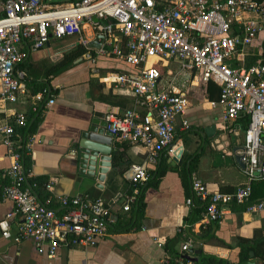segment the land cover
<instances>
[{"label": "built area", "instance_id": "obj_1", "mask_svg": "<svg viewBox=\"0 0 264 264\" xmlns=\"http://www.w3.org/2000/svg\"><path fill=\"white\" fill-rule=\"evenodd\" d=\"M251 15L255 18H248ZM86 27L94 40L104 37L99 49L88 48ZM263 32L264 0H0L1 96L12 104L26 98V74L19 65L51 39L78 37V44L87 50L86 60L95 58L92 53L112 55L129 69L104 78L134 97L133 106L122 115L105 116V130L128 145H140L153 161L172 145L177 121L180 131L189 129L185 116L190 103L176 85L179 76L186 72L202 84H216L219 97L208 105L223 108L224 123L248 117L242 141L248 182L232 192H210L192 176L191 196L185 203L191 207L197 199L204 213L194 226L179 229L188 234L181 247L187 252L194 243L188 231L196 226L220 224L234 207H243L246 213L264 211V201L255 202L251 188L252 181L264 180V63L244 66L247 55L261 50ZM44 94L32 100L43 102ZM53 103L50 98L44 105ZM38 107L34 104V112ZM15 123L26 127L24 113L15 115ZM3 133L11 163L1 194L22 219L14 242L30 241L39 255L49 258L60 247L95 246L113 223L106 201L51 194L40 202L25 184L20 148L29 146L15 148L12 127L6 126ZM127 175L134 190L124 196V212L136 204L139 189L151 177L146 163L130 165ZM51 185L45 184V189L50 191ZM52 202L55 208L48 206ZM1 226L2 237L9 238L7 220ZM156 244L161 246L158 240Z\"/></svg>", "mask_w": 264, "mask_h": 264}, {"label": "crops", "instance_id": "obj_2", "mask_svg": "<svg viewBox=\"0 0 264 264\" xmlns=\"http://www.w3.org/2000/svg\"><path fill=\"white\" fill-rule=\"evenodd\" d=\"M84 36L89 43L94 41L87 27ZM64 39H67L65 44H59ZM263 40L264 32L260 35L261 46ZM77 45L78 37L51 39L44 49L31 53L19 65L26 74L28 94L18 103L4 101L0 88V264H209L205 257L229 264L250 260L264 264L253 250L249 251L253 252V259L249 256L246 261H240L243 241L252 240L256 231H261L264 238V211L246 213L242 207L232 208L220 224L209 223L188 231L193 247L187 252L181 250L188 234L179 229L184 225L194 226L202 219L191 223L195 217L193 207L201 206V202L194 199L191 207L185 203L191 196L192 176L198 177L210 192H232L248 182L232 151L242 147L243 141L244 132L237 119L225 124L223 108L208 105L209 101H216L217 96L209 99L205 85L189 73H182L176 83L178 89L187 93L190 103L185 116L189 129L180 131L177 121L175 139L169 148L150 161L143 147L125 143L126 156L115 166L116 144L123 142L112 137V166L104 181L78 173L72 151L79 133L95 113L122 115L133 106L134 97L126 88L105 83L104 78L129 71L112 55L92 53L93 60L79 58L46 80V72ZM38 94H44L43 102L32 100ZM50 98L54 103L47 107L44 104ZM34 104L39 106L37 112L33 110ZM17 113H24L26 127L15 123ZM6 126L14 130L12 140L16 149H19L17 144L29 146L22 148L24 150L20 148L25 184L40 202L45 203L48 195L55 194L100 198L109 205L113 223L95 246L60 247L55 256L49 258L39 255L30 241L14 242L22 219L14 213L13 203L3 199L1 194L4 174L11 163L3 144ZM174 158H177L175 163ZM143 163L151 177L139 189L143 213L138 216L134 212L135 205L127 212L122 206L124 196L134 190L127 170L132 164ZM49 182H52L51 190L47 191L45 184ZM48 206L55 208L56 204L52 202ZM4 220L9 224V238L2 237ZM157 240L161 246L156 244Z\"/></svg>", "mask_w": 264, "mask_h": 264}, {"label": "trees", "instance_id": "obj_3", "mask_svg": "<svg viewBox=\"0 0 264 264\" xmlns=\"http://www.w3.org/2000/svg\"><path fill=\"white\" fill-rule=\"evenodd\" d=\"M261 1V0H258ZM87 52V50L81 45L78 44L74 48L68 50L63 54L61 61L55 66L51 67L50 70L46 72V80L50 79L55 73L61 71L63 68H66L74 63V61L82 58L83 55ZM92 52V51H91ZM258 63H264V40L262 43L261 50L259 52H251L244 60V66L249 67L251 65H255ZM205 85L206 94L209 99H213L215 96H219V88L212 82H208ZM237 124L240 126L241 130L244 132L248 125V117L244 115H240L237 120ZM124 143V142H123ZM116 144V152L114 153V165L117 166L122 159L126 156L127 146L124 143ZM35 182V181H34ZM252 199L255 202L264 200V180L263 181H252ZM243 208V207H242ZM244 209V208H243ZM134 212L136 215L141 216L143 213V204H141V200H137L134 206ZM204 213V207L201 205L199 207H193V214L195 215L194 219L191 220V223L199 221L202 218V214ZM211 225V224H210ZM211 228V226H209ZM241 252H240V261L244 262L249 257V251L253 250L255 257L264 260V238L262 237L261 231H256L254 233V237L250 241H243L240 244ZM205 260L209 264H229L226 261L221 259H215L213 257H205Z\"/></svg>", "mask_w": 264, "mask_h": 264}, {"label": "water", "instance_id": "obj_4", "mask_svg": "<svg viewBox=\"0 0 264 264\" xmlns=\"http://www.w3.org/2000/svg\"><path fill=\"white\" fill-rule=\"evenodd\" d=\"M101 40L98 42V40ZM103 36H97L96 39L88 44L90 49H99ZM106 122L103 113H95L94 118L79 133L74 143L72 151L73 161L78 173L85 174L87 177L96 178L98 182H103L106 173L112 166V136L105 130ZM236 163L244 169L242 162L243 148L235 147L232 149ZM181 153L178 155L180 157ZM177 159H173V163ZM251 259L254 258L253 252L249 253ZM243 264H256L253 260L246 261Z\"/></svg>", "mask_w": 264, "mask_h": 264}, {"label": "rangeland", "instance_id": "obj_5", "mask_svg": "<svg viewBox=\"0 0 264 264\" xmlns=\"http://www.w3.org/2000/svg\"><path fill=\"white\" fill-rule=\"evenodd\" d=\"M260 38V37H259ZM67 40V39H66ZM66 40L64 39V40H62V41H59V44H65V42H66ZM262 40V39H261ZM262 46L260 45V48H261ZM256 51H260L259 49H256ZM181 84V83H180Z\"/></svg>", "mask_w": 264, "mask_h": 264}]
</instances>
